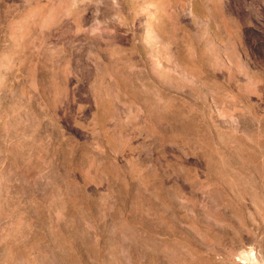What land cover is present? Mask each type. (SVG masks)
Segmentation results:
<instances>
[{"label":"rangeland","instance_id":"1","mask_svg":"<svg viewBox=\"0 0 264 264\" xmlns=\"http://www.w3.org/2000/svg\"><path fill=\"white\" fill-rule=\"evenodd\" d=\"M0 264H264V0H0Z\"/></svg>","mask_w":264,"mask_h":264}]
</instances>
